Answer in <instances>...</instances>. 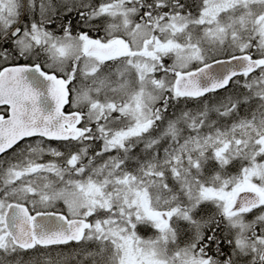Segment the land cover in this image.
<instances>
[{
  "label": "snow or ice",
  "instance_id": "obj_1",
  "mask_svg": "<svg viewBox=\"0 0 264 264\" xmlns=\"http://www.w3.org/2000/svg\"><path fill=\"white\" fill-rule=\"evenodd\" d=\"M0 264H264V0H0Z\"/></svg>",
  "mask_w": 264,
  "mask_h": 264
},
{
  "label": "rangeland",
  "instance_id": "obj_2",
  "mask_svg": "<svg viewBox=\"0 0 264 264\" xmlns=\"http://www.w3.org/2000/svg\"><path fill=\"white\" fill-rule=\"evenodd\" d=\"M142 234H144V233H142ZM65 251H67V249H65Z\"/></svg>",
  "mask_w": 264,
  "mask_h": 264
},
{
  "label": "trees",
  "instance_id": "obj_3",
  "mask_svg": "<svg viewBox=\"0 0 264 264\" xmlns=\"http://www.w3.org/2000/svg\"><path fill=\"white\" fill-rule=\"evenodd\" d=\"M64 211L66 212V209H64Z\"/></svg>",
  "mask_w": 264,
  "mask_h": 264
}]
</instances>
